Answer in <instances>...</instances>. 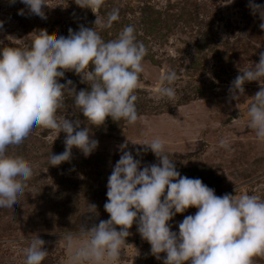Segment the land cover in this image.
<instances>
[{"label":"rangeland","instance_id":"1","mask_svg":"<svg viewBox=\"0 0 264 264\" xmlns=\"http://www.w3.org/2000/svg\"><path fill=\"white\" fill-rule=\"evenodd\" d=\"M45 18L29 14L16 0H0V47H24L40 29L50 39L68 35L71 28L94 27L102 39L116 37L126 25L135 29L147 53L139 74L136 111L137 121H113L106 117L90 127V138L98 141L96 149L85 157L73 147L69 161L48 165L52 154L64 151L65 133L37 128L23 144L10 149L25 159L33 170L16 208H0V264H23L25 238L37 235L45 241L48 255L42 264H68L62 237L77 233L81 224L91 227L109 214L103 205L107 200V179L122 151L140 159L141 167L158 163L150 149L139 156L133 149L146 146L132 142L159 137L165 151L182 176L199 178L214 189L217 196L225 193L239 196L254 194L264 199V141L256 138L247 126V110L252 97L264 87V80L243 84L238 100L229 96L231 81L240 70L259 62L264 52V30L259 14H252L249 0H104L96 12L81 8L74 0H46ZM264 5V0H252ZM24 9V15L17 10ZM113 9H119V20L111 28L95 25ZM175 71L172 85L175 96L158 98L155 91L161 73ZM71 80L78 92L88 88L74 71H65L58 82ZM69 85V87H72ZM57 117L80 120L73 98L65 93ZM57 135V136H56ZM223 139L229 148L220 147ZM130 140V141H128ZM132 141V142H131ZM127 143V148L118 146ZM87 204L96 205V214L87 213ZM189 207L168 223L172 231L184 216L194 214ZM119 229V226H117ZM119 260L115 264H163L150 254V244L141 238L135 222L128 229ZM253 264H264V256L253 257Z\"/></svg>","mask_w":264,"mask_h":264},{"label":"clouds","instance_id":"2","mask_svg":"<svg viewBox=\"0 0 264 264\" xmlns=\"http://www.w3.org/2000/svg\"><path fill=\"white\" fill-rule=\"evenodd\" d=\"M74 2L94 13L104 0ZM20 3L29 14L45 18L42 6L48 5L46 0ZM248 6L252 14H259V27L264 30V5L249 0ZM17 14L24 15L25 10L18 9ZM119 18V9H113L94 24L107 29ZM3 23L0 21V28ZM146 53L132 25L109 40L102 39L96 28L82 25L77 31L69 28L66 37L54 39L40 29L24 47H0V208H16L33 175L30 164L10 149L25 143L35 129L65 133L64 151L51 153L48 160V165L58 166L70 160L73 147L85 157L96 149L98 141L90 138L89 126L102 124L106 117L135 124V89ZM65 71L80 75L88 88L77 92L71 80L58 82ZM240 73L228 89L233 100L244 93L245 82L264 80V52L258 63ZM176 79L174 70L160 74L155 88L158 98L175 96L172 85ZM65 93L72 96L75 109L85 118V127H80V120L57 117ZM247 117V126L264 141V87L252 97ZM132 143L146 146L132 150L137 156L150 149L159 162L141 167L132 152L122 151L107 179L103 208L109 218L91 227L81 224L79 232L60 237L68 264H115L134 222L141 238L150 244V254L159 260L160 253H165L163 264H253V257L264 256V199L254 194L217 196L199 178L182 176L159 137ZM219 145L229 148L223 139ZM118 148L126 149L127 143ZM189 207L196 212L184 216L177 231L170 230L168 222ZM87 213L96 214V205L87 204ZM25 239L23 264H42L48 255L45 241L37 235Z\"/></svg>","mask_w":264,"mask_h":264}]
</instances>
